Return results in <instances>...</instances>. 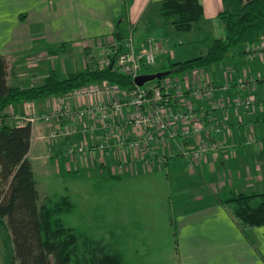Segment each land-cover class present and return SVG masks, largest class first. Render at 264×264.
<instances>
[{
    "label": "crops",
    "instance_id": "0c3cea01",
    "mask_svg": "<svg viewBox=\"0 0 264 264\" xmlns=\"http://www.w3.org/2000/svg\"><path fill=\"white\" fill-rule=\"evenodd\" d=\"M162 1L134 0L127 8L126 0H0V55L18 57L12 77H17L21 87L29 82L28 87L42 84L51 70L65 77L77 70L74 71L73 61L64 55L72 49L83 48L92 56H99L97 65L101 48L115 42L116 23L127 10L132 24L130 34L140 51L149 37L160 42L157 62L160 68L167 59H178L174 46L183 45L181 37L185 35L160 17ZM200 2L204 6V18L190 32L194 38L188 39L194 44L198 43V33L221 38L226 31L219 17L224 9L223 0ZM61 44L67 45L66 53H50V46ZM196 51L203 55L206 48ZM227 58L210 67L173 77L178 79L176 92H179L174 107L195 113L194 119L182 122L178 128L205 126L201 136L189 137L186 147L198 148L208 140L206 133L219 142V148L208 152L195 166L190 157L182 154L186 149L179 140L169 139L165 144L156 141L146 148L140 145L130 150L118 149L120 141L144 139L138 129L120 125L134 114L136 108L131 105L111 116L106 127L99 125L98 116L72 118L67 115L80 107L125 100L129 98L127 89L95 96L68 93L21 102L11 105L6 113L15 125H24L32 117L60 114L49 122L39 119L31 123L33 135L28 157L35 176L36 167L40 168L35 158L47 165L53 159H61L68 169L74 164L83 169L105 165L117 175L121 162L130 166L125 169L128 173L136 174L139 168L141 172L147 167L150 170L164 165L169 175L175 176L177 184H186L188 190L181 187V192L191 195L187 202H181L176 212L182 264H264V226L242 230L218 202L219 197L228 193L264 192V36L238 46ZM26 59L32 61L27 67ZM180 59L177 61H183ZM209 84L217 87L213 94L196 95ZM240 98L251 99L253 103L239 110L235 107L217 110L219 104ZM217 124L224 127L220 133L213 132ZM154 135L158 140V133ZM101 144L108 145V149L102 151ZM79 145L87 146V153L69 157L68 149Z\"/></svg>",
    "mask_w": 264,
    "mask_h": 264
},
{
    "label": "trees",
    "instance_id": "16d2710c",
    "mask_svg": "<svg viewBox=\"0 0 264 264\" xmlns=\"http://www.w3.org/2000/svg\"><path fill=\"white\" fill-rule=\"evenodd\" d=\"M133 1L126 0L127 8ZM223 3L219 17L225 24V35L209 38L203 55L185 61L169 60L163 68L144 73L173 71L152 83L161 84L175 75L221 63L238 46L264 36V0H223ZM125 11L114 33L119 49L124 46L132 26ZM159 14L175 30L188 33L204 18V6L200 0H163ZM67 49L66 44H61L50 46L49 50L56 55L66 53ZM9 57L0 55V229L10 233L13 255L9 264H122L121 255L106 247L94 246L87 254H80L83 237L55 217L72 209L71 197L40 204L38 183L28 157L32 124H13L6 110L13 104L65 95L104 81L132 90L136 87L135 79L111 64L105 68L77 70L65 77L51 70L42 84L21 87L9 82L14 72L9 66ZM218 202L242 230L264 226V192L228 193L219 197Z\"/></svg>",
    "mask_w": 264,
    "mask_h": 264
},
{
    "label": "rangeland",
    "instance_id": "374dc122",
    "mask_svg": "<svg viewBox=\"0 0 264 264\" xmlns=\"http://www.w3.org/2000/svg\"><path fill=\"white\" fill-rule=\"evenodd\" d=\"M183 34V45L174 46L178 59H171L173 61L180 58L185 61L200 55L196 50L204 49L209 41V36L198 33V43L194 44L188 40L194 38L192 33ZM91 54L86 49L75 48L64 56L73 61L74 71L100 68L98 63L96 65L99 56ZM16 59L18 57L9 60L12 71ZM168 61L160 68L168 65ZM31 62L26 59L24 63L27 67ZM157 65L145 66L141 74L153 72L159 68ZM16 78L10 76L11 85H19ZM29 84L24 83V86ZM113 160L116 162V157ZM105 161L108 164V158ZM34 162L40 167H36L40 204L48 200L59 201L64 196L71 197L72 209L55 217L83 237L79 245L81 255L97 246L119 253L122 264H182L176 212L181 202H187L191 195L181 192V187L188 190L186 184H177L175 176L169 175L164 165L150 170L147 167L141 172L139 168L137 174L117 167V175L111 167H105L104 162L102 167L95 165L87 169L78 168L75 164L68 169L64 160L61 162L57 158L49 165L36 158ZM12 255L10 233L0 229V264H9Z\"/></svg>",
    "mask_w": 264,
    "mask_h": 264
},
{
    "label": "built area",
    "instance_id": "2783aa9c",
    "mask_svg": "<svg viewBox=\"0 0 264 264\" xmlns=\"http://www.w3.org/2000/svg\"><path fill=\"white\" fill-rule=\"evenodd\" d=\"M161 50L160 42L154 38L149 37L146 40V44L143 50H139L135 44V39L132 34L128 36L122 49H119L118 45L110 43L104 45L101 48V58L98 60L100 68L108 67L109 65H115V67L122 73L136 78L141 74L142 69L145 66H155L158 62V55ZM136 87L129 90V98L125 100H112L108 103H100L98 105H92L89 107H80L67 113L68 117L72 118H84L87 115L98 116L96 117L100 126L106 127L107 120L115 115L116 113L123 110V108L131 105L136 108L131 118L121 122L120 125L132 127L138 129L140 135L144 138L142 141H120L118 149L130 150L138 148L140 145L144 148L149 147L152 142H162L165 144L170 140H179L184 143V151L182 154L191 159L192 165L195 166L196 161L204 157L208 152L219 148V142L216 138L208 135V140L200 145L198 148L191 149L186 147L187 140L189 137L201 136L205 130V126L202 124H196L192 127L184 125L178 128L183 122L186 123L191 119H194L195 113L193 110H180L174 107V99L179 95L176 92L178 87L177 78H167L161 84H157L154 87L138 86L135 82ZM122 88L116 84L104 81L102 83H93L86 85L82 88L72 91L74 95H87L95 96L103 93H111L120 91ZM217 90L216 86L207 85L203 89L196 92V95L202 97L203 95H211ZM253 100H243L242 98L228 103H221L217 106V110H223L227 107H235L239 110L242 107L250 106ZM144 109V112L142 111ZM59 112H54L49 115L40 117H32L29 119L30 123H34L36 120L42 119L46 122L51 121L54 117H58ZM212 128V127H211ZM222 125H214L213 132L220 133L223 130ZM158 133L157 139L154 135ZM181 136L182 138H179ZM178 141V142H179ZM108 145L101 144L99 148L102 151L108 149ZM87 146L79 145L71 147L67 151V155L71 158L79 157L87 153ZM154 152V151H153ZM119 167L123 170L129 169L128 163L121 162Z\"/></svg>",
    "mask_w": 264,
    "mask_h": 264
},
{
    "label": "water",
    "instance_id": "95a60500",
    "mask_svg": "<svg viewBox=\"0 0 264 264\" xmlns=\"http://www.w3.org/2000/svg\"><path fill=\"white\" fill-rule=\"evenodd\" d=\"M173 71H165L151 74H141L135 78V82L138 86L142 87L152 83L156 80H160L163 77L170 75Z\"/></svg>",
    "mask_w": 264,
    "mask_h": 264
}]
</instances>
